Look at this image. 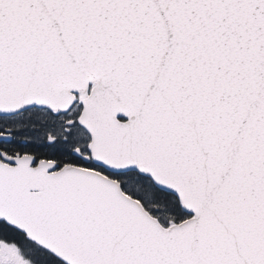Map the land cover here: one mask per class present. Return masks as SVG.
Instances as JSON below:
<instances>
[{
  "label": "snow or ice",
  "instance_id": "6c2138e0",
  "mask_svg": "<svg viewBox=\"0 0 264 264\" xmlns=\"http://www.w3.org/2000/svg\"><path fill=\"white\" fill-rule=\"evenodd\" d=\"M0 264H264V0H0Z\"/></svg>",
  "mask_w": 264,
  "mask_h": 264
}]
</instances>
